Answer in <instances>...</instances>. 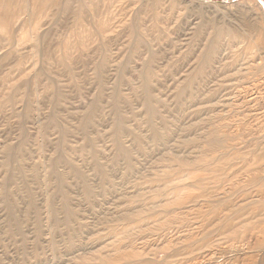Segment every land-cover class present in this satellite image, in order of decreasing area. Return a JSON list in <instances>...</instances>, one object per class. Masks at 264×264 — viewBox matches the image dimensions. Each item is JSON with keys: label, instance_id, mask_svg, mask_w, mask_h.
Segmentation results:
<instances>
[{"label": "rangeland", "instance_id": "rangeland-1", "mask_svg": "<svg viewBox=\"0 0 264 264\" xmlns=\"http://www.w3.org/2000/svg\"><path fill=\"white\" fill-rule=\"evenodd\" d=\"M0 264H264V0H0Z\"/></svg>", "mask_w": 264, "mask_h": 264}]
</instances>
